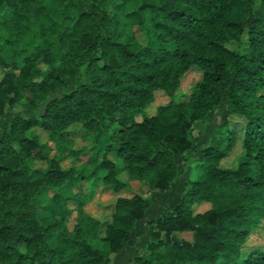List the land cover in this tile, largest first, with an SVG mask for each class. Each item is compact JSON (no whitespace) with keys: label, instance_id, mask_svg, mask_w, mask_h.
<instances>
[{"label":"trees","instance_id":"obj_1","mask_svg":"<svg viewBox=\"0 0 264 264\" xmlns=\"http://www.w3.org/2000/svg\"><path fill=\"white\" fill-rule=\"evenodd\" d=\"M234 11L250 13L249 24ZM147 14L155 46L137 44ZM0 27V119L24 100L32 107L0 127V264H112L152 200L117 195L106 223L86 203L99 187L118 194L134 180L166 201L178 155L192 163L191 177L169 214L146 221L148 242L129 264H264V248L245 249L264 219V0H0ZM192 68L200 78L186 100L176 99ZM156 91L168 103L131 120ZM223 100L213 130L219 144L190 160L196 124ZM231 115L242 120L241 151L222 167L238 139ZM74 124L103 138L87 173L45 155L49 143L81 151L68 136ZM32 161L46 165L32 169ZM82 183L71 229L63 215L40 213L47 194ZM202 202L211 207L194 213ZM186 232L193 240L173 238Z\"/></svg>","mask_w":264,"mask_h":264},{"label":"rangeland","instance_id":"obj_2","mask_svg":"<svg viewBox=\"0 0 264 264\" xmlns=\"http://www.w3.org/2000/svg\"><path fill=\"white\" fill-rule=\"evenodd\" d=\"M147 16L148 18L146 22V30L138 35L137 44L155 46L157 43L154 22L148 14ZM232 17L234 19H242L246 24H249L252 18L250 13H248L247 15H242L236 11L233 12ZM5 36L6 35L4 30H2V28L0 27V45ZM4 61L5 53L0 51V75L4 65ZM200 76L201 71L198 68H192L191 70L186 72L181 78L180 86L175 98L179 100H186L192 86L200 78ZM74 84L75 81H70L68 88L71 89ZM53 96H60V93L57 92ZM168 101L169 97H167L161 91H156L153 102L148 105L145 111L140 114H132L130 118L133 121H140L143 116L154 114L159 106L167 104ZM225 107L226 100H223L217 108L208 113L207 118L204 121H200L196 124L195 129L192 133L193 147L188 154V158H190V160L199 158L203 152L204 147L207 144H219L220 138L213 135V130L216 126L218 114L223 109H225ZM31 111L32 107L30 106L29 102L27 100H24L23 102L14 106L12 109H8L6 111L5 115L0 119V127L4 123L9 122L14 115H28L31 113ZM230 118L232 120L234 128L238 132V139L236 145L232 148L230 153L221 160L222 167H229L233 165L235 163L236 157L240 154L241 151V131L239 129L242 125V120L235 115H231ZM37 132L40 135L41 141L47 140L46 134L41 129H37ZM68 136L73 141V147H82L81 151L71 152L60 147L57 144L49 143L45 155L48 158H58L63 160V166L75 164L81 167L84 172H89L100 160L98 147L103 141V138L95 142L78 124L72 125ZM116 161L119 162L118 159H116ZM176 162L178 163L180 171L179 178L172 186L170 192L167 193L166 201H164L163 199L165 193H163L162 191L150 189L143 182L134 180L130 181L127 189L122 190L118 194H113L108 189L99 187L94 191V195L86 203V211L94 217L103 221V223H106L111 219L112 204L117 195L129 197L133 194H139L152 200V205L146 212V218L144 219V221H141V223H137L134 226L131 231L128 245H125V249L113 259L112 264H129L131 258H133L136 254V248H142L148 242L152 228L149 229V225L146 224L147 219H155L163 213L169 214L172 207L179 201L181 194L185 190L186 181L191 177L190 170L192 168V163L186 162V160H184V155H178L176 157ZM45 165V162L40 161L29 162V166L32 169L44 168ZM120 176L123 178L124 173H122ZM86 190L87 189L85 183H82V185L71 184L68 187L63 188L60 191L59 196L47 194L42 199V205L39 211L43 215H47L50 213H56L61 216L63 215L67 226L71 229L76 221L79 194L81 191L86 192ZM210 207V203L202 202L193 204L192 208L194 213H199L209 209ZM173 238L175 240H179L182 238L193 240V235L190 232H186L175 235ZM245 245V249L253 246L264 248V219H262L258 223V225L251 231ZM142 252L143 251L141 250L140 253Z\"/></svg>","mask_w":264,"mask_h":264},{"label":"crops","instance_id":"obj_3","mask_svg":"<svg viewBox=\"0 0 264 264\" xmlns=\"http://www.w3.org/2000/svg\"><path fill=\"white\" fill-rule=\"evenodd\" d=\"M147 220H149V219H147ZM138 223H141V222H138ZM139 225H140V224H139ZM151 228H152V227H151V226H149V229H151ZM119 261H120V260H119ZM119 261H118V262H119Z\"/></svg>","mask_w":264,"mask_h":264}]
</instances>
